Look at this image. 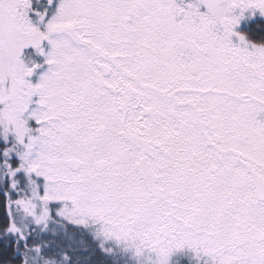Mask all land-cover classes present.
<instances>
[{"label": "snow or ice", "instance_id": "1", "mask_svg": "<svg viewBox=\"0 0 264 264\" xmlns=\"http://www.w3.org/2000/svg\"><path fill=\"white\" fill-rule=\"evenodd\" d=\"M0 264H264V0H0Z\"/></svg>", "mask_w": 264, "mask_h": 264}, {"label": "trees", "instance_id": "2", "mask_svg": "<svg viewBox=\"0 0 264 264\" xmlns=\"http://www.w3.org/2000/svg\"><path fill=\"white\" fill-rule=\"evenodd\" d=\"M0 215H3V208L0 206ZM11 257V249L4 251L2 254H0V260L2 261H8Z\"/></svg>", "mask_w": 264, "mask_h": 264}]
</instances>
